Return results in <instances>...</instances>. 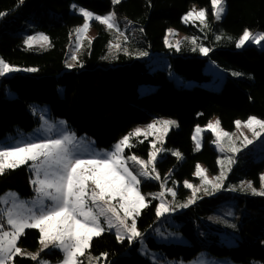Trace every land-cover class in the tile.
<instances>
[{
    "label": "trees",
    "instance_id": "obj_1",
    "mask_svg": "<svg viewBox=\"0 0 264 264\" xmlns=\"http://www.w3.org/2000/svg\"><path fill=\"white\" fill-rule=\"evenodd\" d=\"M80 1L0 0V13H6L0 16V58L25 70L6 73L0 79V138L15 127L28 131L39 124V118L30 112L34 102L49 104L52 115L62 117L69 130L85 134L97 146L105 148L121 141L139 124L151 122L155 116L171 117L178 121V126L166 136L163 145L167 154L156 163L162 175L171 171L175 183L195 180L199 163L217 172L218 152L209 142L212 135L208 134L199 146L193 139L195 128L198 124H208L215 116L227 131L235 129L237 120L250 116L264 119V49L246 46L238 50L233 40L245 29L264 32V0H226L227 11L220 30L224 35L220 39L209 37L207 41H204L203 23L197 20L185 23L183 17L190 4L208 7L211 0H119V3L88 0L89 4ZM82 7L90 8L99 16L115 13L126 24L118 23L115 17L113 28L95 22L96 34L77 43V29L85 23V17L79 13ZM171 27L211 47L205 59L210 58L228 72L226 89L217 91L203 85L178 87L165 69L151 72L148 61L154 54L172 55L179 61L198 58L186 45L179 51L167 45L165 36ZM41 33L48 37V43L33 44L31 48L25 44L29 36ZM184 41L192 43L190 37ZM73 52L75 63L68 68L67 61ZM149 82H154L156 89L140 92V86ZM8 90L14 91L16 97L8 98ZM149 149V140L139 136L132 139L129 152L147 157ZM177 152L179 156L174 154ZM129 166L135 174L140 173V168ZM263 171L264 156L251 162L247 177L257 184ZM138 178L147 201V207L138 217V227L141 233L150 234L149 230L167 219V216L160 219L159 201L149 195L161 190L162 185L158 179L147 182L143 176ZM170 185L171 182L167 186ZM33 188L32 172L27 164L0 174V198L8 190H16L27 199L32 197ZM185 193L181 185L178 198L174 197L175 211H182L177 215H189L178 230L193 243H160L149 235V246L164 254L162 262L188 261L207 251L219 257L228 256L237 263L260 261L264 264V209L255 210L254 215L243 213L238 217V225L231 218L219 219L220 223L231 221L235 226L223 234L219 227L198 228L191 218L202 217L208 205L220 195L201 194L194 202L185 203L180 198ZM241 200H248L252 205L264 201V197L242 196ZM185 204L186 207H180ZM18 244L24 250L36 251L40 246L39 230L26 229ZM89 254L92 258L99 257L100 264H157L139 253L136 240H120L115 233L93 238ZM43 256L61 258L56 251L45 252ZM36 263L24 255H16L10 261V264Z\"/></svg>",
    "mask_w": 264,
    "mask_h": 264
},
{
    "label": "snow or ice",
    "instance_id": "obj_2",
    "mask_svg": "<svg viewBox=\"0 0 264 264\" xmlns=\"http://www.w3.org/2000/svg\"><path fill=\"white\" fill-rule=\"evenodd\" d=\"M119 3V0H114ZM225 0H211L214 15L219 20L225 11ZM75 7V6H74ZM79 11L85 17V23L77 32H86L89 28L88 21L92 19L99 20L109 28L115 26V13L106 16H95L92 12L80 8ZM6 13H0V16ZM206 9L197 11L195 8L188 11L183 17L184 22L199 20L204 23L206 20ZM173 32L169 29V33ZM219 39V37H218ZM259 44L264 41V32L253 34L245 29L240 36L236 46L242 47L246 42ZM47 43L48 37L44 34L39 36H29L25 44L31 48L33 43ZM171 46V45H170ZM118 47V45H117ZM178 47V45H177ZM200 51L207 55L210 49L201 47ZM147 55V53H143ZM75 59V57H73ZM73 67V65H68ZM6 63L0 58V76L14 71H20ZM27 71H36V69H26ZM239 75V73H234ZM63 123V122H62ZM164 125L163 131L166 132L168 126L175 125L176 121H160ZM219 121L215 124L209 122L207 127L217 134L216 143H220L221 136L230 137L227 132L217 131ZM236 126L242 125L251 130L255 138H260L264 134V119H258L256 116H250L246 121L237 120ZM148 129L155 128V123L149 124ZM197 133L202 131L199 127ZM143 132L137 128L133 132L123 137V139L114 146V150L100 155H93L90 159L81 158L75 155L69 148L73 143L74 134L62 135L56 139H40L38 142H28L15 146L0 147V174L6 169H15L22 164L30 165L35 174L32 184L36 186V198L31 208L26 204H14L12 208L5 210L4 215H0V264H9L17 255H24L17 242L27 228H35L40 232V244L44 249L49 246L59 249L63 258L58 264H82L80 257L85 255L90 248V242L93 237L100 236L105 230L116 229L118 239L124 236L131 241L141 236L137 231L135 217L139 215L140 210L147 207L145 197L140 193L139 185L141 183L139 176L149 177L148 164L156 160L157 152L150 153L149 161H145L135 155L124 157L123 151L126 147H131L129 143L132 136H139ZM151 134V133H145ZM193 139H197L196 136ZM253 140L247 136L243 138L245 147L252 144ZM199 145V141L197 140ZM155 147V144H153ZM232 152L240 151L239 148L232 146ZM159 151V150H157ZM223 151V148H221ZM179 156L180 153H174ZM127 160L141 166L140 173L134 174L127 166ZM231 163V158H229ZM223 164V162H221ZM153 167V171H154ZM196 175L203 176L206 183L212 182L207 179L206 170L197 165ZM159 179V175L155 177ZM224 173L217 177L222 181ZM261 189L258 190L248 182V189L254 195L264 196V174L260 176ZM186 186L192 185L185 182ZM221 184H213V188H219ZM235 190V189H233ZM175 196L172 189H168ZM150 196L163 197V192L158 194H149ZM195 196V189L193 190ZM113 201H116L114 204ZM7 203V200L4 201ZM194 201L190 200L189 203ZM187 205H180L186 207ZM163 200L157 208V215L163 216L166 212L173 211ZM122 213V214H121ZM6 216V221H5ZM101 217L104 223H101ZM131 218L129 225L128 219ZM106 225V228H105ZM10 226V228H7ZM233 227H235L233 225ZM33 260L37 259V254H28ZM107 256V253H102ZM97 260L99 257L96 258ZM39 264H49L47 261H40Z\"/></svg>",
    "mask_w": 264,
    "mask_h": 264
},
{
    "label": "rangeland",
    "instance_id": "obj_3",
    "mask_svg": "<svg viewBox=\"0 0 264 264\" xmlns=\"http://www.w3.org/2000/svg\"><path fill=\"white\" fill-rule=\"evenodd\" d=\"M80 2L81 3L84 2L87 4L91 3L88 0H81ZM224 7H225L224 13L222 14L221 18L217 20L214 15L212 4L208 7H205L200 4H196V3L190 4L189 11L192 10L193 8H195L197 11H199L202 8L206 9L207 11L206 20L203 23L204 28H205L204 41H207L209 37L212 38L213 36L215 37V39H218V37L219 39L223 37L224 34L221 33L220 30L222 27L221 26L222 20L227 11L226 0L224 3ZM82 8L92 12L90 8H86V7H82ZM79 13L81 14L80 11ZM94 15L99 16L97 14H94ZM115 20L118 23L120 22V23L126 24L125 21L119 20L118 18H116V16H115ZM95 22H100V21L96 19H92L88 21L90 26L86 32L76 33L75 39L77 43H80L85 38H88V37L91 38L96 34L97 30L95 28ZM103 25L106 28H108L107 25L105 24ZM82 26L80 28H82ZM169 29H172L173 32L170 34L169 30L167 31V34L165 36V41L167 45L175 46L178 51L182 49V45H186V49L188 51H192L196 53L198 58L192 59L190 61H179V60H174V57L172 55H167L164 53L154 54L151 56L150 60L148 61V66L151 69V72H154L157 69H165L168 72L169 77H171L175 81L178 87H192L194 85H203L207 88L217 90V91L226 89V77L228 76V72L224 68L219 66L215 61L211 60L210 58L205 59V57H207L208 54L210 53L211 47L207 43L197 42L196 39L191 34H187L186 32L178 30L174 27H171ZM251 32L253 34L262 33V31L260 30H255ZM242 34H240L239 36L233 37L235 44H237ZM186 37H190L192 43H190L189 41L183 42V40ZM33 44H46V43L41 42V43H33ZM246 46H256L259 49H264V41H261L259 44L249 41V42H246L242 47L238 48L236 46V48L238 50H242ZM201 47L210 49L207 55H205L203 52L200 51ZM74 56L75 54L73 52V55L67 61L68 68H70L68 65H74L75 63V59H73ZM24 71L25 70L21 69L20 71H14V73H22ZM154 89H156V84L154 82H149V83H145L141 85L139 90L140 92H147V91H151ZM7 97L15 98L16 93L14 91L8 90ZM30 112L34 116L39 118V124L32 130H28V131L23 130L19 127H15L14 131L7 133L5 136L0 138V147L15 146V145L23 144V143H28V142H38L40 139H48V138L56 139V138H60L62 135L74 134L73 143L69 145L70 150L75 155H78L81 158L90 159L93 155H100L102 157L105 153L113 151L114 146L120 142L119 141L115 143L113 146L109 148L97 146L95 141L91 137L85 134L80 135V134H77L69 130L66 121L62 117H54L52 115L53 114L52 108L47 103H36V102L32 103L30 106ZM165 120L176 121L175 125L168 126V129L166 132L163 131L164 125L160 123V121H165ZM217 120L219 121L218 117L215 116L210 120V122L215 124ZM246 120H239V121L243 122ZM153 123H155V128L148 129L147 126ZM208 124L206 125L198 124L195 128L194 136L197 137V139H195L196 143L198 140L199 146H202L205 141L206 136L208 134L212 135V138L209 140V142L218 152V171L213 173L209 169H207L205 164L203 163L198 164L201 169L206 170L207 179L212 182L211 184L206 183L204 181L203 176L196 175L197 168L194 173L195 180L188 179L182 183L177 182V181L175 183V181L172 180L171 171H168L164 175H162L161 171L157 168L156 163L160 159H162L164 156H166L167 154V150L165 149L163 145L166 139V136L168 135L171 129L176 128L178 126V121L175 118L155 116L151 122L146 123V124H139L131 131L133 132L137 128H140L143 130V132L139 136H142L144 139L149 140V143H150L149 154L147 157H144L139 153H135L132 150L131 152H129L131 147L124 148L123 155L125 158L135 155L136 157L143 159L145 161H149L150 153L157 152L154 165L152 162H149L148 164V171L150 173V176L144 177V178L147 182H151L153 180H157L155 177L157 176V174L159 175L160 178L157 181L161 182L162 188L161 190L153 192L152 194H158V193L163 192L164 194L163 197H160L158 195L154 197L158 199L159 201L158 207L160 206L161 200H163L164 203L170 209H174L173 211L166 212L163 216L160 217L161 219L167 216V219L165 221H160V223L158 224L156 228L149 230L150 234L141 233L138 227V217L140 216L143 208L140 210L139 215L135 217L136 228H137V231L141 233V236L133 240L134 241L136 240L139 253L143 255L144 257L150 259L154 263H157V264H244V263L234 262L228 256L219 257V256L212 255L208 253L207 251L201 252L199 255H197L196 257L188 261L184 259H175V260H168V261L162 262L161 259L164 258V254L158 250L152 249L148 244L147 238L149 235L153 236L155 241L160 242V243H180V244H192L193 243V241L187 235H185V233H183L181 230H178L182 226V224L185 222L184 220L185 217L189 216L186 214L177 215L181 213L182 211L180 212L175 211V207H176L175 198H178L177 193L179 192L181 185H184V188L186 190V193L180 197L184 199L185 203L190 200L194 201L196 197L201 194L210 195V194L216 193L217 195H220L218 199H215L213 202H211L208 205V208L206 209L202 217L200 218H197L196 216L191 217L192 220L196 223V226L198 228L208 230L210 229V226L219 227L220 229L224 231L223 234H225L234 229L233 223L231 221H225L224 223H220L219 219L231 218V219H234V221H236L238 225V217L242 215L243 213L245 214L246 212H250L252 213V215H254L255 210L264 209V201H256L254 204L250 205L248 200H241L242 196H257V195L252 194L251 190L248 189L247 185L249 181L252 182L253 187H255L258 190L261 189V181L256 184L252 178L249 179L247 177V170L251 167L252 161L259 160L260 158L264 156V134H262L260 138H255L251 130L248 129L246 126L242 125L240 128L235 126V129H233L232 131H227L223 129L219 123V128L217 129V131L222 130L223 132H227L230 134V137L221 136L220 143L218 144L215 142L217 140V134L216 132H214L213 130L207 127ZM197 127H199L202 131L197 133L196 131ZM145 133H151V134L146 135ZM244 136H247L249 139H252L253 143L245 147L243 144ZM134 137H137V136H132L130 138L129 143L131 144V146H132V139ZM153 144H155V147H153ZM232 146L239 148L240 151L232 152L230 150ZM221 148H223V151H221ZM229 158H231V161H232L231 163L228 162ZM221 162H223V164ZM31 163L32 162L30 161L27 164L30 170H31L30 168ZM131 164L141 169V166L139 164L133 163V161L131 160H127V166L129 167V169H131L129 166ZM153 167L155 169L154 171H153ZM31 172H32V180H34L35 174L32 170ZM222 172L224 173V178L222 179V181H218L216 178L221 176ZM262 174H264V171L262 172ZM170 182H171V185L168 187L167 185ZM185 182L192 185V187L186 186ZM175 184L177 186V189H175ZM213 184H221V186L219 188H213ZM33 187H34L33 195L32 197L27 198V199L22 198L16 190H8L7 192H5L0 198V215H4L5 210L8 208H12L14 204L23 203V204H26V207L31 208L33 206V201L36 198V191H35L36 186L33 185ZM168 189H172L176 193V195L173 196L172 192L168 191ZM194 189H195V196L193 195ZM139 190H140V193L144 196L141 183L139 185ZM230 193L232 194L231 199L229 198ZM169 195L173 196V198H170L171 196ZM258 196H261V195H258ZM5 200H7V203L4 202ZM113 203L115 204L116 201H113ZM145 203L147 204L146 199H145ZM5 221H6V216H5ZM101 223L102 224L104 223L103 217H101ZM128 223L129 225L131 224V218L128 219ZM7 228H10V226H7ZM105 228H106V225H105ZM25 231L26 229L24 230V232ZM105 233H115L116 234V229L113 228L110 231L105 230L101 235ZM125 238H127V236L123 237V239ZM123 239H120V240H123ZM18 242H17V246L20 247ZM90 246H91V242H90ZM20 248L22 249V247ZM89 250L90 248L86 250L84 256L79 258L82 261V264H100L99 260H97L96 257L92 258V256L89 254ZM22 251L25 253L24 256H29V257L31 256L28 254H37L36 264H39L40 261H47L49 262V264H58V262L62 261V258H63V254L59 249L52 247V246H49V248L44 249L43 245L41 244L36 251H29V250H24V249H22ZM53 251H56V253L61 254V258L52 259V258H46L43 256V253L53 252ZM17 255H20V254H17ZM9 264H10V261H9ZM250 264H263V263H261L260 261H253Z\"/></svg>",
    "mask_w": 264,
    "mask_h": 264
},
{
    "label": "built area",
    "instance_id": "obj_4",
    "mask_svg": "<svg viewBox=\"0 0 264 264\" xmlns=\"http://www.w3.org/2000/svg\"><path fill=\"white\" fill-rule=\"evenodd\" d=\"M2 76H0V79H1Z\"/></svg>",
    "mask_w": 264,
    "mask_h": 264
}]
</instances>
